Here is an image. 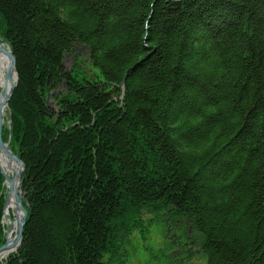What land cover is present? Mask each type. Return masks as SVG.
Returning a JSON list of instances; mask_svg holds the SVG:
<instances>
[{
    "label": "trees",
    "instance_id": "obj_1",
    "mask_svg": "<svg viewBox=\"0 0 264 264\" xmlns=\"http://www.w3.org/2000/svg\"><path fill=\"white\" fill-rule=\"evenodd\" d=\"M0 43L28 213L0 264L120 263L143 213L264 264V0H0ZM5 196L0 172V246Z\"/></svg>",
    "mask_w": 264,
    "mask_h": 264
},
{
    "label": "rangeland",
    "instance_id": "obj_2",
    "mask_svg": "<svg viewBox=\"0 0 264 264\" xmlns=\"http://www.w3.org/2000/svg\"><path fill=\"white\" fill-rule=\"evenodd\" d=\"M88 52L87 49L80 48L78 54L76 52L68 54L64 58L65 70H70L75 62H79L84 68H90ZM50 105H53L52 99ZM140 218L143 231L135 230L131 233L124 248L126 256L121 257L120 263L114 264H206L194 241L191 245L187 244L191 240L186 239L189 236H186L185 232L191 234V231L184 228L182 222H175L172 225L165 214L158 216L143 213ZM11 220H14L13 216ZM3 225L7 232L9 222L6 218ZM4 260L7 259L4 258L0 263Z\"/></svg>",
    "mask_w": 264,
    "mask_h": 264
},
{
    "label": "water",
    "instance_id": "obj_3",
    "mask_svg": "<svg viewBox=\"0 0 264 264\" xmlns=\"http://www.w3.org/2000/svg\"><path fill=\"white\" fill-rule=\"evenodd\" d=\"M82 48H86L85 46H82ZM0 54H3L6 56V58L11 62V65L14 69L15 75H16V71H15V59L9 49V47L7 45H4L2 43H0ZM67 56V55H66ZM65 56V57H66ZM62 65H64V59L62 61ZM5 81H8L10 79V68L6 71V74L4 76ZM17 84V76H16V81L15 83H13L10 87V90L8 92V94H6V91L4 89H1V94L4 96L3 100L0 101V151H2L5 155L8 156V158H10L12 161L18 163L20 165V170L16 173H12L10 177L7 176V174L4 172V170L0 167V172L2 174V176L4 177V185L7 184V188H8V193L12 192L14 195V199H15V204L16 207L21 211V216H18V211L14 210L12 211L11 215L14 217V220H11V216L10 215H6L5 214V209H6V205H7V200H8V194L5 197L4 200V205H3V218H6L9 222V227L7 232L5 231V241L4 244L2 246H0V252H2L3 250L7 249V233L9 231L12 230V228L14 227V239H13V245L15 246L14 248V252H16V250L20 247L22 240H23V231H24V226L26 223V218H27V209L25 208L26 202L23 200V196L18 194L15 191V182L18 180V187L19 189H21V176L24 173L25 170V166L23 164V162L10 150L9 148V139L6 143H4L2 141V127H3V123H4V119L2 118V114H1V108L2 106H8V102L13 94V91L16 87ZM56 92H53L51 94H48L47 97L49 98L50 96L54 95ZM7 127L9 128L10 125V121L7 120L6 122ZM21 192V190H20ZM12 252V253H14ZM8 256L5 258L7 259Z\"/></svg>",
    "mask_w": 264,
    "mask_h": 264
},
{
    "label": "bare ground",
    "instance_id": "obj_4",
    "mask_svg": "<svg viewBox=\"0 0 264 264\" xmlns=\"http://www.w3.org/2000/svg\"><path fill=\"white\" fill-rule=\"evenodd\" d=\"M10 68V79L8 81H5L4 76L6 74V71ZM16 81V75L14 72V69L11 65V62L6 58L5 55L0 54V91L1 89H4L6 91V94H8L10 87L13 83ZM4 96L0 93V101H2ZM6 106H2L1 108V114L2 118L4 119L6 115ZM8 120V119H7ZM0 167L4 170V172L7 174L8 177L11 176L12 173H16L20 170V165L14 161H12L10 158H8L7 155H5L2 151H0ZM6 187V196L8 194V200L7 205L5 209L6 215H11L12 211L17 210L18 216H21V211L16 207L14 195L12 192L8 193L7 184H5ZM15 191L22 195V192H20V189L18 187V180L15 182ZM23 196V195H22ZM5 220V218H3ZM13 239H14V227L11 231L7 233V249L0 252V261L6 258L7 256L11 255L12 252H14L15 246L13 245Z\"/></svg>",
    "mask_w": 264,
    "mask_h": 264
},
{
    "label": "flooded vegetation",
    "instance_id": "obj_5",
    "mask_svg": "<svg viewBox=\"0 0 264 264\" xmlns=\"http://www.w3.org/2000/svg\"><path fill=\"white\" fill-rule=\"evenodd\" d=\"M79 52H80V49H78L77 54H78ZM186 239H189V238L186 237ZM187 244H188V245H189V244L191 245V241H190L189 243L187 242ZM192 247H193V246H192ZM183 249H184V248H183ZM183 249H182V251H183Z\"/></svg>",
    "mask_w": 264,
    "mask_h": 264
}]
</instances>
